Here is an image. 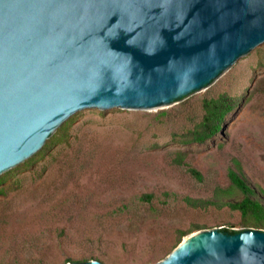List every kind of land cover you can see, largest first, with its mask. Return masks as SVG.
Masks as SVG:
<instances>
[{"label":"water","instance_id":"95a60500","mask_svg":"<svg viewBox=\"0 0 264 264\" xmlns=\"http://www.w3.org/2000/svg\"><path fill=\"white\" fill-rule=\"evenodd\" d=\"M262 51L264 0H0V182L81 115L184 106ZM158 264H264V231L198 232Z\"/></svg>","mask_w":264,"mask_h":264},{"label":"rangeland","instance_id":"374dc122","mask_svg":"<svg viewBox=\"0 0 264 264\" xmlns=\"http://www.w3.org/2000/svg\"><path fill=\"white\" fill-rule=\"evenodd\" d=\"M263 90L264 51L184 106L75 118L35 162L0 182V255L9 252L14 264H158L198 232L244 230L238 212L193 210L182 198L211 199L216 186L229 185L233 160L264 190ZM220 94L236 100L222 132L205 144L174 140L199 120L201 100ZM177 152L202 183L172 164ZM142 194L154 199L142 203Z\"/></svg>","mask_w":264,"mask_h":264},{"label":"trees","instance_id":"16d2710c","mask_svg":"<svg viewBox=\"0 0 264 264\" xmlns=\"http://www.w3.org/2000/svg\"><path fill=\"white\" fill-rule=\"evenodd\" d=\"M264 95V90L262 91ZM236 107V100L227 94H220L213 98H204L201 100V115L199 120L195 123L192 129H188L183 135H173L174 140L180 144H205L218 133L221 132L226 117ZM163 114V113H161ZM56 137H54L55 140ZM235 169L230 168L227 172L229 185L227 187L216 186L213 191L211 199H193L190 197L182 198V202L193 210H207L214 208L221 210L227 207L231 211H236L242 220V227L244 229H258L264 231V190L252 187L246 177L241 172L238 162L233 160ZM172 164L177 167L184 168L185 172L196 182L202 183L204 181L203 175L189 162L185 161L184 154L177 152L172 159ZM4 190L0 189V194H4ZM237 195L236 198L235 196ZM164 200L167 202L169 193L162 194ZM175 196V195H173ZM154 199L153 194H142L138 200L142 203L150 204ZM220 231L227 234H233L238 231L230 228H221ZM9 252H4L0 255V264H14L15 258L12 260L6 259ZM91 259L83 258L76 260V262H86ZM67 262H71L69 259ZM42 263V260H36L35 264ZM34 264V261L33 263Z\"/></svg>","mask_w":264,"mask_h":264},{"label":"bare ground","instance_id":"6f19581e","mask_svg":"<svg viewBox=\"0 0 264 264\" xmlns=\"http://www.w3.org/2000/svg\"><path fill=\"white\" fill-rule=\"evenodd\" d=\"M198 234L193 235L192 237H196ZM191 236L189 238H187L186 240H190L192 238Z\"/></svg>","mask_w":264,"mask_h":264}]
</instances>
